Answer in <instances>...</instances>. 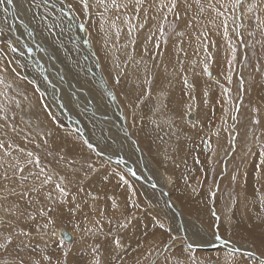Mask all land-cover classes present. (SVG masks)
I'll return each mask as SVG.
<instances>
[{
  "label": "rangeland",
  "instance_id": "rangeland-1",
  "mask_svg": "<svg viewBox=\"0 0 264 264\" xmlns=\"http://www.w3.org/2000/svg\"><path fill=\"white\" fill-rule=\"evenodd\" d=\"M75 1L49 0L44 5L43 0H13L15 7L23 4L28 7L21 9V17H17L18 8L5 5L7 9H15V17L9 10L0 8V69H6L2 75L11 84V88L0 85V90L7 94V98L0 96V104L8 106L9 117H14L17 127L23 130L19 136L9 131L8 137H3L0 130V138H11L39 154L42 163L53 169L59 168L54 157L62 152L84 164L88 172L77 173L76 183L70 188L76 199L69 197L68 203L57 204L48 212L54 224L47 236L42 238L34 226L20 224L32 232L30 243L38 246L36 253L20 255H31L40 264H49L41 258L42 254L51 258V264H94L90 248L99 245L102 264H136L137 261L165 264L166 255L177 256L185 264H264V164L260 156L264 146V25L261 24L264 11L246 13L235 23L230 15L229 36L237 49L230 65L231 48L223 37L220 20L216 19L215 27L210 23L215 14L207 10L208 0H201L206 9L202 16L194 0H186L192 5L187 10L185 0H180L177 8L180 19L169 14L165 24L167 43L157 37L161 41L159 49L147 42L149 29L156 31L158 15L157 20L148 21L144 30L133 33L136 43L132 45L122 20L116 21L122 29L116 39V30L110 28L114 13L101 19L97 13L103 9L94 7L90 15H85ZM250 2L244 0L245 5ZM69 3L74 5L73 9L67 7ZM244 11L242 5L240 12ZM189 22L192 27L188 26ZM241 23L244 27L238 28ZM80 24L85 25L81 31ZM173 24L175 31L171 30ZM202 31L207 33L208 52L213 57L209 62L210 77L202 70L205 53L197 40ZM176 32L185 35L177 36ZM13 47L17 51L13 52ZM226 75L232 77L231 84L226 81ZM185 78L194 87L186 86ZM221 86L231 89V104L226 102ZM14 100L21 102L20 109L15 107ZM233 105L239 106L238 113ZM189 114L194 116L193 120ZM233 115L238 117L236 121L231 119ZM253 117L259 119L258 125L252 123ZM36 131L52 133L46 137L47 146L39 136L33 142H24V135ZM233 136L236 137L234 149ZM85 140L101 155L88 149ZM208 140L214 154L205 149ZM138 150L163 173H170L168 190L174 208L185 219L181 231L194 234L195 243L202 246L228 241L263 261L246 253L188 249L185 240L176 241L161 194L144 188L147 185L143 178L136 180L126 167L105 159L117 156L141 172L143 165ZM49 151L53 156L46 155ZM87 162L96 171L87 170ZM115 173L123 175L131 187L124 185ZM156 178L157 175L155 181ZM78 186L85 192L78 193ZM89 192L97 199L86 195ZM40 199L41 205L47 203L43 197ZM113 200L118 209H113ZM76 204L80 205L79 209ZM124 217H129L131 224L117 232L116 223ZM109 219L112 224L108 223ZM36 222L45 221L37 217L32 225ZM157 222L165 228L154 227ZM98 228L102 232L95 236L86 232ZM57 229L71 232L73 240L66 243L53 236V230ZM110 230L122 238L124 248L112 251ZM217 234L222 238L219 241L215 239ZM165 245L171 247L165 249ZM117 256L121 259L117 260ZM15 258L14 247L10 246L6 252L0 250V264H11Z\"/></svg>",
  "mask_w": 264,
  "mask_h": 264
},
{
  "label": "snow or ice",
  "instance_id": "snow-or-ice-1",
  "mask_svg": "<svg viewBox=\"0 0 264 264\" xmlns=\"http://www.w3.org/2000/svg\"><path fill=\"white\" fill-rule=\"evenodd\" d=\"M180 0H76V4L79 5L81 11L85 15H90L92 9L95 7L97 9H103V12H98L101 19L105 18V14H113V17H110L111 23L110 28L115 29L116 39H119L120 32L122 29L118 28L116 21H123V24L127 28V34L132 45H135L136 40L133 39V33L144 30L148 25V21L157 20V15L159 20L157 21L156 31L149 29L147 36V42L153 43V47L159 49L161 46V41L157 37L163 38V43H167V33L165 32V24L168 23L169 14L174 16L176 20L180 19V13L177 11L178 4ZM49 0H43L44 5H48ZM194 3L198 7V14L204 15L206 12L205 6L201 3V0H194ZM13 0H0V8H3L5 12L8 11L5 5H12ZM244 5V12H240L241 6ZM192 5L187 4L185 0V9H190ZM36 7H40L39 4ZM55 7V5H52ZM69 9H73L74 5L69 3L67 5ZM207 10H210L214 13L213 19L210 21L213 27L216 26V19L220 20V27L223 31V37L229 43L231 48V53L233 59L228 63L231 65L235 60L236 46L233 44L229 36V18L231 15L232 22L235 23L237 19H242L246 13H253L257 10L264 11V0H251L250 3L244 4V0H208ZM231 10V13L229 12ZM150 13H155L156 15H150ZM240 13L239 16L235 15ZM67 15V13H64ZM259 20V16H257ZM261 24L264 25V21H261ZM189 27H192L191 22H189ZM80 29L85 28L84 24L79 25ZM103 28V25L101 26ZM238 28H243L244 25L238 24ZM172 31H175V24L172 25ZM235 35L240 37V33L235 31ZM177 36H184L183 32H176ZM253 35V33H249ZM201 37L204 40H201ZM207 33L202 31L200 36H197V40L202 43L203 51L205 53L204 60L201 61L203 65V73L210 75L209 62L213 59L212 54L208 52V42H207ZM242 42V40H241ZM212 46L215 47V43L211 42ZM11 46V45H9ZM127 47V45H125ZM13 52L17 51L16 48L11 49ZM199 51V49H198ZM29 52L31 49L29 48ZM147 52V48H145ZM247 57H245V60ZM180 63H183L182 61ZM119 66V65H118ZM183 69L181 68L180 71ZM6 69H0V85H4L5 88H11V84L6 83L4 76L2 75ZM14 71V70H13ZM259 71V68H257ZM228 84H231L232 77L230 75L225 76ZM119 81L117 80V83ZM150 83V81H148ZM31 83V81H29ZM219 83V81H217ZM184 84L189 87H194L191 85V82L188 79H184ZM242 86V81H241ZM222 87V94L226 99V102L231 104V89L227 87ZM39 91V88L35 89ZM204 95L207 96V91L204 92ZM0 96H5L7 98L6 92L0 90ZM24 99L27 100V96H24ZM195 99V97H192ZM15 107L20 109L22 107L19 100H14ZM234 110L238 113L239 106L233 105ZM8 106L6 104H0V121H3L0 124V130H2V136L8 137L9 131L14 136H19L22 129H19L15 124L14 117H9L8 115ZM254 113H258V109L253 108ZM227 112V109H226ZM233 121L238 119L237 116L233 115L231 117ZM12 121L11 123L9 121ZM55 122V117L53 116ZM227 123V121H225ZM252 123L258 125L260 123L259 119L253 117ZM195 127V124H193ZM235 128V124L233 125ZM227 130V129H225ZM50 131H36L34 134L24 135L23 139L25 143L33 142L36 136H39L45 146L48 145V140L46 137L51 136ZM218 135V133H216ZM235 139L232 137L231 146L235 148ZM258 139V137H257ZM84 144L87 145L88 149L95 151V146L89 143L87 140L84 141ZM37 148L40 145H36ZM205 149L214 154V150L211 147L210 140L205 141ZM47 156H53L51 151L46 153ZM97 155L101 153L97 152ZM261 164H264V146H262L260 151ZM54 159L56 160L58 169H53L47 164L42 163L40 155L28 150L26 147H21L20 144L15 143L13 139H3L0 138V229L6 228L7 231H0V250L7 251L10 246L14 247L17 251V258L11 261V264H40V260L35 259L33 256L20 255L21 253H36L38 246H33L30 241L33 240V234L31 231H26L23 227L20 226L21 223L29 224L34 226L36 233L40 234L43 238L48 235V229L54 224V221L51 217L48 216V212L52 211L54 206L57 204H64L69 202V197L71 200H75L76 196L72 195L70 188L73 183H76L75 177L77 173L84 172L85 175L88 172L85 170V165L81 164L78 160L73 158H68V156L62 152H57ZM199 162V161H197ZM123 163V161H119ZM87 170L96 171L95 167L91 162H87ZM129 173L132 176H135L136 173L132 169H128ZM63 173V174H62ZM119 176L120 180L124 185H128V181L124 178L123 175L115 173ZM187 179V178H186ZM235 180V176L232 178ZM131 187L130 185H128ZM153 188L156 185H152ZM77 192H85L83 187L78 186ZM93 200H96L97 197L93 196L92 193H86ZM214 196L215 193H212ZM41 197L44 201L47 202L44 205H41ZM131 197L129 198V202ZM87 203V201H85ZM23 204V207H22ZM39 205V207H37ZM135 207V205H133ZM76 209L80 208L79 204H76ZM113 209H118L119 206L113 200L112 203ZM31 209V210H29ZM213 216H216V213H212ZM37 217H40L45 222H36L32 225V222L37 221ZM218 219V217H217ZM99 224V221H96ZM109 224H112L111 219L108 220ZM131 224V219L129 217H124L123 220H119L116 223L117 232L127 229ZM154 227L164 229L165 226L163 223H154ZM86 232L90 235L95 236L97 232H102V228L96 229H87ZM52 235L55 236L56 232L53 230ZM66 235V233H65ZM111 245L112 251L124 248L122 243V238L114 232H111ZM175 240V237H172ZM217 241L222 238L217 234L215 236ZM225 244L228 241H224ZM47 246V245H46ZM165 249L171 247L170 245H165ZM188 249L192 248V245L189 244ZM41 254L43 250H40ZM231 252V250H230ZM65 255H67L65 253ZM90 256L94 261V264H102L100 259V246L94 245L90 248ZM41 258L44 261H48L51 264V258L47 255H41ZM121 258L117 256V260ZM191 260V257H188ZM227 259V257H226ZM165 264H185V261L180 259L177 256H165ZM7 264V262H6ZM111 264V262H108ZM122 264V262H121ZM136 264H140L139 261Z\"/></svg>",
  "mask_w": 264,
  "mask_h": 264
},
{
  "label": "bare ground",
  "instance_id": "bare-ground-1",
  "mask_svg": "<svg viewBox=\"0 0 264 264\" xmlns=\"http://www.w3.org/2000/svg\"><path fill=\"white\" fill-rule=\"evenodd\" d=\"M75 3H76V1H75ZM65 4H62V6H64ZM58 6H60V5H58ZM66 6V5H65ZM11 7H15V3L13 2V4L11 5ZM15 8H18V10H19V13H17L18 11H16V14H17V17H21V9L23 8V9H25V10H28V7H27V5L25 6L24 4H23V7H15ZM9 10V12L10 13H12V15L15 17V9H8ZM74 20H76V19H74ZM101 20V19H100ZM24 31H25V29L24 28H22ZM27 29L29 30V26L27 27ZM80 29V28H79ZM76 30H77V28H76ZM75 30V31H76ZM80 31H81V29H80ZM85 32V31H84ZM84 35H85V33H84ZM86 36V35H85ZM84 36V37H85ZM22 37V36H21ZM23 38V37H22ZM83 39V38H82ZM31 40L33 41V39L31 38ZM85 40V39H84ZM81 41H83V40H81ZM27 43V42H26ZM33 43V42H32ZM94 43V42H93ZM26 46H27V44H26ZM99 47H100V45H99ZM99 47H97L98 49H99ZM101 48V47H100ZM90 49V48H89ZM174 49V48H173ZM35 50V49H34ZM168 50V49H167ZM38 51H40V50H38ZM101 52V49L99 50V53ZM172 53V51L170 52V54ZM168 54V53H167ZM44 55V54H43ZM92 54H90V56H91ZM92 56H94V55H92ZM44 58H45V56H44ZM92 58V57H91ZM168 58V57H167ZM41 59H43V57L41 58ZM97 59V58H96ZM44 60V59H43ZM169 60V59H168ZM94 61V60H93ZM47 62V61H46ZM168 62V61H167ZM5 63V62H4ZM45 63V62H44ZM47 64V63H46ZM95 64V63H94ZM93 65V64H92ZM3 66V65H2ZM48 66V65H47ZM50 67V66H49ZM52 67V66H51ZM96 67V66H95ZM53 68V67H52ZM51 69V68H50ZM59 70H61V69H59ZM58 70V71H59ZM37 73V72H36ZM99 72H97V74H98ZM100 75V74H99ZM44 77V76H43ZM99 77V76H98ZM101 78V77H100ZM45 82V81H44ZM43 83V82H42ZM56 85V84H55ZM42 87V86H41ZM45 87H46V85H45ZM46 89V88H45ZM44 89V90H45ZM52 89V88H51ZM107 91V90H106ZM31 93V92H30ZM108 94V93H107ZM51 99L50 100H52L53 99V97H50ZM36 99V98H35ZM115 105V104H114ZM94 111V110H93ZM58 112V111H57ZM61 113V112H60ZM97 114V113H96ZM189 117H190V114L188 115ZM68 121V120H67ZM98 121H100V120H98ZM86 122V121H85ZM142 125H144V124H142ZM106 129V128H105ZM132 146H134V145H132ZM139 151V153L141 154V164L143 165V170L145 171V172H147L146 174H145V172H143V170H141V172H139V171H136L135 169H134V171L135 172H137L138 174H142L141 175V178H143V180L145 181V183H142V182H140L141 183V185H143V184H145V185H147V187H144V188H146L147 190H150L151 192H156V191H154V189L155 190H157V192H159L161 195H160V198H161V200L163 201V203H164V206L166 207V209H167V211H168V214H169V220H170V223H171V226L173 227L172 228V231H173V233H175V235L177 236V240L176 241H184L185 240V242H186V244L188 245V244H191L192 245V248L193 247H195V248H198V249H201V250H205L207 247H210V246H213V245H210V246H202V245H200L199 243L197 244V243H195V239H193L194 237H193V235L191 236L189 233H188V231L186 232V233H184V231H181V229L180 228H178V224L176 223L177 222V219H176V215H175V213L173 212V210H172V207L174 208V206H175V203H174V201H173V199H171V195H170V190H168V187L170 186V183H171V181H168V178L170 177V173L169 174H165V173H163V171H161V170H159L149 159H147V157H146V155H145V153L144 152H142V151H140V150H138ZM133 154H135V153H133ZM134 156V155H133ZM114 158V157H113ZM115 158H117V156L115 157ZM119 158V157H118ZM120 160V159H119ZM122 161H124V159L122 160ZM138 161V160H137ZM125 164H127V162H123V163H120V165H122L123 167H125ZM104 165V164H103ZM128 165H130V164H128ZM141 166V165H140ZM133 168V167H132ZM156 175L158 176V178H156L157 179V181H155L154 180V178L156 177ZM155 176V177H154ZM153 179L155 182H151V179ZM157 182V183H156ZM156 185V186H158V188L157 187H155V188H153L152 187V185ZM163 184V185H162ZM162 185V186H161ZM143 187V186H142ZM160 188L161 189H164V190H166L167 191V198L169 199V201L171 202V204L168 206V204L166 203V197H165V195L160 191ZM156 192V193H157ZM166 203V204H165ZM177 207V206H176ZM175 210H176V208H174ZM179 212V211H178ZM180 213V212H179ZM180 215H181V220H184L185 221V219L183 218V215H182V213H180ZM172 222H173V224H172ZM185 231H186V229H184ZM184 233V234H183ZM196 241H198L197 239H196ZM183 243V242H182ZM209 244V243H208ZM217 245L218 244H221V243H216ZM206 245V244H205ZM215 245V244H214ZM229 245V246H228ZM224 246L226 247L225 248V250H227V249H229V248H231L232 249V251L233 252H235L236 250H238V249H240V248H236L235 246H233V245H231V244H224ZM244 251V250H243ZM250 252V251H249ZM253 257H258L257 255H254L253 254ZM260 258V257H259ZM261 259H263V258H261ZM258 260V259H257ZM264 260V259H263ZM260 262H262V261H260Z\"/></svg>",
  "mask_w": 264,
  "mask_h": 264
},
{
  "label": "water",
  "instance_id": "water-1",
  "mask_svg": "<svg viewBox=\"0 0 264 264\" xmlns=\"http://www.w3.org/2000/svg\"><path fill=\"white\" fill-rule=\"evenodd\" d=\"M206 76L207 77H210L211 76V71H210V75L209 74H206ZM188 80H190V79H188ZM190 82H191V80H190ZM61 117V116H60ZM189 119L190 120H193L194 119V116L192 115V114H190V117H189ZM30 122H31V120H30ZM68 123V122H67ZM95 150L97 151V152H99L98 150H97V148H95ZM100 153V152H99ZM105 157V156H104ZM105 159H107V160H109V161H112V162H115V163H118V164H120L119 163V161H121V160H119L118 158H116V159H110V158H107V157H105ZM124 162V161H123ZM125 167H126V169H132L133 171H134V169L133 168H130L127 164H125ZM127 172H129L128 170H127ZM135 172V171H134ZM143 172H145L144 170H143ZM136 173V172H135ZM147 172H145V174H146ZM131 174V173H130ZM141 175L142 174H138V173H136V175L135 176H133V178H135L136 180H141L140 178H141ZM132 176V175H131ZM151 179V178H150ZM151 182H155L153 179H151ZM155 185V184H154ZM157 188H158V186H156ZM160 191L165 195V197H166V203L168 204V206L171 204V202L169 201V199L167 198V191L166 190H164V189H161L160 188ZM172 205V204H171ZM172 210H173V212L175 213V215H176V219H177V224H178V226L181 228V230H182V220H181V215H180V213L177 211V210H175L173 207H172ZM55 232H56V235L55 236H57V237H59V238H61V240L62 241H64V242H66V243H70L72 240H73V235H72V233L71 232H68V231H66V230H62V229H57V230H55ZM65 233H66V235H65ZM185 233V232H184ZM183 233V234H184ZM189 245V244H188ZM225 246H224V244L222 243V244H215V245H213V246H210V247H207L205 250H225ZM236 248H238V247H236ZM241 248V247H240ZM244 249V248H243ZM230 250H231V252H233L232 251V249L231 248H229V249H227L226 251H229L230 252ZM235 252H237V253H246V254H248V255H250V256H253V253H251V252H249V251H246V250H236ZM254 258H256V259H260V260H262L261 258H259V257H254ZM263 261V260H262Z\"/></svg>",
  "mask_w": 264,
  "mask_h": 264
},
{
  "label": "crops",
  "instance_id": "crops-1",
  "mask_svg": "<svg viewBox=\"0 0 264 264\" xmlns=\"http://www.w3.org/2000/svg\"><path fill=\"white\" fill-rule=\"evenodd\" d=\"M55 19H56V17H55Z\"/></svg>",
  "mask_w": 264,
  "mask_h": 264
}]
</instances>
